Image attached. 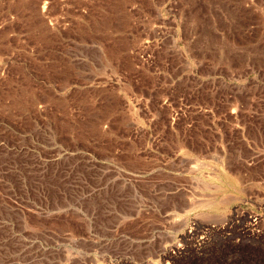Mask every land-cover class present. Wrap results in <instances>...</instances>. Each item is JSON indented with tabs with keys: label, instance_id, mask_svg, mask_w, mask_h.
Returning <instances> with one entry per match:
<instances>
[{
	"label": "rangeland",
	"instance_id": "rangeland-1",
	"mask_svg": "<svg viewBox=\"0 0 264 264\" xmlns=\"http://www.w3.org/2000/svg\"><path fill=\"white\" fill-rule=\"evenodd\" d=\"M0 264H264V0H0Z\"/></svg>",
	"mask_w": 264,
	"mask_h": 264
},
{
	"label": "crops",
	"instance_id": "crops-1",
	"mask_svg": "<svg viewBox=\"0 0 264 264\" xmlns=\"http://www.w3.org/2000/svg\"><path fill=\"white\" fill-rule=\"evenodd\" d=\"M155 17H157V15L156 14H154V16H152V15H150L149 16V23H151V24H154V23H156L157 21L154 19ZM130 18V17H129ZM136 20L137 21V16L135 15V14H132L131 15V20ZM137 27V24H134L131 28L132 29H135ZM131 31V30H130ZM132 33V32H131Z\"/></svg>",
	"mask_w": 264,
	"mask_h": 264
}]
</instances>
